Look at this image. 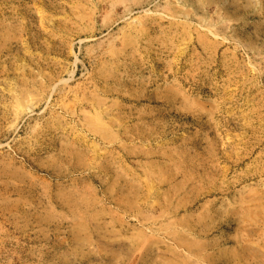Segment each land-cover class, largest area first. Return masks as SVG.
<instances>
[{
	"label": "rangeland",
	"instance_id": "1",
	"mask_svg": "<svg viewBox=\"0 0 264 264\" xmlns=\"http://www.w3.org/2000/svg\"><path fill=\"white\" fill-rule=\"evenodd\" d=\"M0 264H264V0H0Z\"/></svg>",
	"mask_w": 264,
	"mask_h": 264
}]
</instances>
